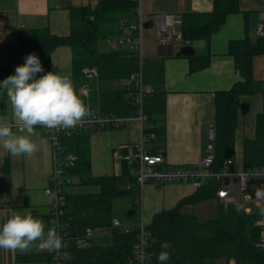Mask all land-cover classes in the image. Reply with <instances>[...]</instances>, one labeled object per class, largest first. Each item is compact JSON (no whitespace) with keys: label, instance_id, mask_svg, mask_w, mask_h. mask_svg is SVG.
<instances>
[{"label":"trees","instance_id":"trees-1","mask_svg":"<svg viewBox=\"0 0 264 264\" xmlns=\"http://www.w3.org/2000/svg\"><path fill=\"white\" fill-rule=\"evenodd\" d=\"M239 0H212V10L208 12H184L180 15V37L184 42L209 40L225 23L230 14L241 12ZM135 0H95V5H70L69 34L56 35L48 27L22 28L17 41L8 43L6 63L0 66V77L12 73V65L25 53L39 56L45 72L52 71L51 54L58 46H69L72 50L73 79H85L84 69H95L99 84L98 109L104 115L132 116L135 106L126 94L131 90L125 87H106L109 82L120 80L132 81L138 70V55L135 50L111 49L98 50V41L114 38L120 34L122 26L135 18ZM247 14V12H244ZM123 22V24H122ZM208 49V47H207ZM227 54L233 58L235 70L240 80L229 89L214 92V146L213 170L223 167L225 161L233 156L235 147V128L238 125V108L244 95L263 93L264 82L253 77L255 56L264 55V37L252 40L247 34L242 39L228 42ZM209 49L203 54L188 57L190 72L207 68L210 65ZM162 60L142 62L143 76L146 83L153 82L152 66L156 65V79L163 82ZM165 96L166 92L158 88L145 99V112L149 130L155 134L151 150L161 148L165 139ZM262 110L256 115L253 137L243 140V167H264V99ZM88 130L73 131L61 139V155L74 153L77 162L67 168L78 183L93 185L98 189L93 192H65V215L70 229L67 246L63 253L66 264H133L132 246L136 230L124 233L111 226L113 218L112 203L116 198L130 195L139 200V187L133 183L127 165L118 176H98L91 174L88 146ZM76 182H73L74 184ZM130 183V187L125 185ZM219 183L208 179L195 192L169 209L155 213L146 225L149 233L151 264H159L157 255L161 252V242L168 241L171 248L168 264H205L207 259L224 258L235 264H264V252L256 247L259 229L255 224L262 215L261 208L245 212L237 202L221 204L215 217L201 220L193 213L185 212L184 206L193 205L204 199L216 198ZM106 229L111 236L109 245L93 244L82 246L86 229ZM53 251L37 255H26L24 260H44L51 264Z\"/></svg>","mask_w":264,"mask_h":264},{"label":"crops","instance_id":"crops-1","mask_svg":"<svg viewBox=\"0 0 264 264\" xmlns=\"http://www.w3.org/2000/svg\"><path fill=\"white\" fill-rule=\"evenodd\" d=\"M76 1L79 3L76 4ZM85 1L0 0V66L6 63L8 43L17 41L22 28L48 27L56 35H67L70 30L68 6H84ZM211 3L212 0H142L141 7L144 17L154 21L156 25L147 28L144 34L143 31L141 32V56L144 61L149 62L162 60L163 65L162 85L156 79V71L159 72L156 68L157 64L152 66L153 82L147 84L154 90L161 88L166 92L165 139L159 148L163 150L166 165L197 163L205 155L207 147L213 144L210 129L214 125V92L229 89L233 83L241 79L235 70L233 58L227 54L228 42L233 39H242L246 34L252 40L257 38L255 32L259 22V12L264 11V0H239L241 12L228 15L225 23L212 34L209 43L204 40L184 42L178 36L169 38L168 45L160 46L161 16L180 17L184 12H208L212 10ZM122 27L120 34L116 37L111 40L106 38L110 44L108 43L102 52L127 48L114 45L115 39L130 35L127 26ZM142 34L145 36L144 40ZM185 44L191 45L198 54H203L209 49L210 65L207 68L190 72L188 57L175 55L179 47ZM27 54H23L20 60L12 65L11 74H14L17 65L24 62ZM72 56L69 46L63 45L55 48L51 54L52 71L69 76L77 95L88 106L90 112H96L99 110L100 83L95 74H87L85 79H73ZM253 58V77L258 82H264V55ZM5 78L0 77V81ZM127 83L126 80L109 82L106 87H125ZM81 88L86 89L87 93H82ZM251 98H256V101H252ZM262 99L264 95L261 92L241 97L238 115L242 114V118L247 119L242 120V129L254 123L255 130L256 115L263 107ZM0 124L10 126L17 135L25 134L21 122L13 114L5 88H0ZM48 135V128L34 127L31 139L37 144V151L31 156H12L0 145V224L6 222L13 214H31L43 220L45 231L49 229L53 197L45 193V188L49 185L53 166L51 164L52 146ZM139 135V125L133 119L121 129H90L88 146L92 176L120 175L123 171V164L116 160V153L120 147L135 143ZM71 154L74 153L71 152ZM242 157L241 166H243ZM234 168H237L236 163H234ZM73 182L76 183L68 185L66 192L78 194L98 189L93 185L78 183L75 179ZM195 190L188 182H147L140 189L139 200L128 195L113 201L112 219H119L122 223L133 227L141 221L148 224L155 213L174 207L179 200L193 194ZM194 205L184 206L183 209L185 212L195 214ZM98 231L100 232L95 235V238L101 240L109 234L106 229ZM98 234L101 237H98ZM90 242L95 245L99 244L95 242L94 235ZM39 244V241L34 242L29 250L24 252L19 250L13 252L0 248V264H49L44 260L37 262L23 259L26 255L44 253L38 251Z\"/></svg>","mask_w":264,"mask_h":264},{"label":"built area","instance_id":"built-area-1","mask_svg":"<svg viewBox=\"0 0 264 264\" xmlns=\"http://www.w3.org/2000/svg\"><path fill=\"white\" fill-rule=\"evenodd\" d=\"M136 14L135 18L128 24L127 29L130 35L127 37L117 38L114 41L116 47L122 46L127 49L135 50L138 55V70L132 81L128 80L131 90L126 94L131 99L132 105L135 106L134 116H116L113 114L104 115L99 111L90 112L76 126L72 128L48 129V136L52 146V171L49 177V185L45 188V193L53 197L50 211V227L54 228L57 234L62 238L64 247L59 252H52L51 264H66L63 259V249L68 244L70 238V229L65 215V192L66 187L73 183V177L67 175L66 169L73 167L77 162V156L71 153L61 155V139L63 135H69L77 130H90L93 128L100 129H121L125 127L131 119L137 121L140 128V135L135 143L124 145L118 149L116 160L126 164L128 173L133 178L139 189L147 182L170 183V182H188L195 189L199 188L208 179H213L219 183L216 189V199L221 204H229L240 201V192L243 190L255 191L257 185L254 181H260L258 187L263 186L264 167H241L234 168V159L228 158L223 167L219 170H213L212 164L214 160L213 144L207 147L206 153L201 157L200 161L194 164L185 165H166L162 149L153 152L151 150L152 140L155 134L149 130L147 123V114L145 113L144 104L148 95L153 92V88L146 84L143 79L141 56V32L144 29L145 20L142 13V0H135ZM160 46L168 45L169 38L180 37L179 26L181 24L180 17L172 15H164L160 17ZM123 24V22H122ZM257 37H264V11L259 12V22L255 32ZM87 74H95V69H84ZM82 93H87L86 89L81 88ZM212 133V132H211ZM227 180V183H225ZM130 187V183L125 185ZM246 202L253 201L258 208L264 207V203L259 205L261 200L254 197L245 196ZM245 212L252 211L251 207H244ZM259 229V240L256 247L264 252V214H262L255 222ZM146 223L141 221L134 226L136 230V238L132 246L133 264H151V252L149 250V233L146 229ZM112 227L121 229L124 233L133 231V226L122 223L119 219H112ZM99 229H97L98 231ZM90 228L86 229L82 246L91 245L90 239L93 235ZM38 251L47 252L38 245ZM226 264H235L234 262H226Z\"/></svg>","mask_w":264,"mask_h":264},{"label":"clouds","instance_id":"clouds-1","mask_svg":"<svg viewBox=\"0 0 264 264\" xmlns=\"http://www.w3.org/2000/svg\"><path fill=\"white\" fill-rule=\"evenodd\" d=\"M0 88L7 89L13 114L25 132L17 135L10 126L0 124V145L12 156H31L37 151V144L31 139L35 126L72 128L89 115L88 106L77 95L69 76L58 71L45 72L35 53H28L24 62L15 67L14 74L0 81ZM254 195L264 201V187L257 188ZM37 241L41 248L53 252L64 247L55 229L45 231L43 220L31 214H13L0 224V248L24 252ZM161 248L164 250L159 252L157 260L159 264H168L170 242L162 241ZM63 255L69 254L64 252Z\"/></svg>","mask_w":264,"mask_h":264},{"label":"rangeland","instance_id":"rangeland-1","mask_svg":"<svg viewBox=\"0 0 264 264\" xmlns=\"http://www.w3.org/2000/svg\"><path fill=\"white\" fill-rule=\"evenodd\" d=\"M78 3L79 2L76 1V4H78ZM84 4H90L91 6H94L95 5V0H90V1L86 0ZM252 14H254V11H252ZM256 29H257V27H256ZM145 31H146V29L143 30V34H144ZM143 34H142V36H143V40H144L145 36ZM108 39L111 40L112 38H108ZM108 39L105 38L104 40H99L98 41V50L102 51L107 46L108 43L110 44V41ZM143 79H144V76H143ZM251 99L254 102L256 101L255 100L256 98L255 99L251 98ZM143 104H144V109H145V103H143ZM257 109H258V106H257ZM238 112H239V109H238ZM134 115H135V113L132 116H134ZM242 117H243L242 114L240 116L238 115L239 123H238L237 128H235L236 129L235 130V142H234L235 143V147H234V153H233V156H232L233 159H234V163H236V167L237 168H241L242 167L241 166L242 140L245 137H253V135H254V123H251L249 125V127L246 128V129H242L241 128L242 120H247V119H243ZM146 118L148 120V117H146ZM149 122L150 121H148V123ZM259 183H260V181H254V184L257 185L255 187V190L257 188H260V187H258ZM262 187H264V182H263V186ZM254 194H255V191H251V190H243V191H241L240 192L241 199H240V201L237 202L238 206L242 207V208L248 206V207H251V209L253 211L257 210L258 206L256 205V203H254L253 201L246 202L244 200L245 196L254 197ZM263 203H264V201H260L259 205H261ZM193 207H195L193 212L201 220H207V219H211V218L215 217L216 211H217V207H218V203H217L216 198H208V199H204L203 201H200V202L196 203ZM93 232H94L93 235H94L95 242L99 243L100 245H105V246L110 244L111 240H110L109 234L107 235V237L104 240L103 239L101 240L99 238H95V235H97V233L100 232V231L95 230ZM98 237H101V235L98 234ZM205 264H226V259L221 258V257L214 258V259H207Z\"/></svg>","mask_w":264,"mask_h":264},{"label":"water","instance_id":"water-1","mask_svg":"<svg viewBox=\"0 0 264 264\" xmlns=\"http://www.w3.org/2000/svg\"><path fill=\"white\" fill-rule=\"evenodd\" d=\"M154 25H156V23L154 21L145 20L144 29L153 27ZM194 54H196L194 48L188 44H185V45L179 47L178 51L175 53L176 56H187V57L192 56ZM210 130H211L212 135L214 137V126H212ZM225 183H227V180H225Z\"/></svg>","mask_w":264,"mask_h":264}]
</instances>
